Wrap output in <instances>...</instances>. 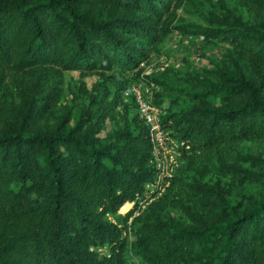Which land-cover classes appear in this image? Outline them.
I'll use <instances>...</instances> for the list:
<instances>
[{"label":"trees","instance_id":"1","mask_svg":"<svg viewBox=\"0 0 264 264\" xmlns=\"http://www.w3.org/2000/svg\"><path fill=\"white\" fill-rule=\"evenodd\" d=\"M169 1L0 0V264H264V0H245L250 19L227 11L195 25L229 45L228 60L185 79V99L170 98L162 124L187 147L180 165L159 199L136 216L123 211L154 169L126 94L147 55L121 35L156 43L172 30ZM135 9L147 23L120 14ZM94 67L123 76L109 102L124 97L135 110L128 117L122 104V124L103 137L104 120L60 114L51 86L64 71ZM145 78L160 106V87L171 88ZM238 156L248 165L232 163ZM211 166L227 183L202 184ZM246 180L260 190L230 202ZM186 203L207 217L170 216Z\"/></svg>","mask_w":264,"mask_h":264},{"label":"rangeland","instance_id":"2","mask_svg":"<svg viewBox=\"0 0 264 264\" xmlns=\"http://www.w3.org/2000/svg\"><path fill=\"white\" fill-rule=\"evenodd\" d=\"M229 11L242 19H250L253 10L248 6L245 0H170L167 19L171 22L172 30L160 38L154 44H148L144 39H140L132 34H122L121 37L135 47H139L140 52H146V58L137 66L136 73L138 78L155 77L168 84L171 89L165 90L160 87L158 96L163 98L160 105L164 114L165 109L170 105L172 96L186 98L189 87L185 79L191 78L201 73L204 68L218 67L222 62L228 60L227 50L229 45L218 38L204 37L196 33L195 25H207V19L218 17ZM120 14L124 16L139 19L147 23L144 19L145 13L140 10H122ZM181 25L187 31L182 32L175 29L174 26ZM188 42H186V41ZM117 70L101 71L99 68H79L68 70L62 73L61 81H55L51 86H57L60 89L58 108L59 113L71 112V123L79 117H89L91 120L96 118L103 121V129L97 134L103 137L111 128L122 124L121 117L125 116L122 104L126 105L122 97L119 106L111 105V96L122 77H119ZM128 82L135 78L132 72L124 74ZM117 81V82H116ZM133 82V81H132ZM20 87L21 83L17 82ZM213 101L210 100V103ZM217 102V99L214 103ZM217 104V103H216ZM131 115L135 113L134 108L127 103ZM174 107V105H173ZM108 109V114L105 112ZM249 147L248 145H246ZM183 148V147H182ZM186 149L187 147L184 146ZM182 154V153H181ZM232 157V156H230ZM228 158L230 160L231 158ZM235 158L232 163L247 166L248 162ZM216 164V163H215ZM227 175L221 173V170L211 166L210 171L201 180L203 185L216 186L227 183ZM259 182L244 181L238 188L230 193L229 201L232 203H243L244 197L248 194L257 193L260 190ZM230 201V202H231ZM128 203V202H127ZM175 206L170 216L184 223H193L194 217H207V210H203L198 205ZM127 208H123L126 211ZM118 213L122 214L118 210ZM108 219L114 221V217L108 216ZM129 233V228L125 231ZM131 239L129 233L128 240Z\"/></svg>","mask_w":264,"mask_h":264},{"label":"built area","instance_id":"3","mask_svg":"<svg viewBox=\"0 0 264 264\" xmlns=\"http://www.w3.org/2000/svg\"><path fill=\"white\" fill-rule=\"evenodd\" d=\"M157 89L154 81L141 76L130 83L126 92L132 97L136 112L147 127L150 142L149 163L154 169L153 179L145 184L141 193L135 195L134 200L128 202L132 216L138 215L164 194L181 162L184 143L162 124L161 107L153 102Z\"/></svg>","mask_w":264,"mask_h":264},{"label":"bare ground","instance_id":"4","mask_svg":"<svg viewBox=\"0 0 264 264\" xmlns=\"http://www.w3.org/2000/svg\"><path fill=\"white\" fill-rule=\"evenodd\" d=\"M124 207L127 208V210H129L130 204H129V203H126V204L124 205ZM124 207H123V208H124Z\"/></svg>","mask_w":264,"mask_h":264}]
</instances>
